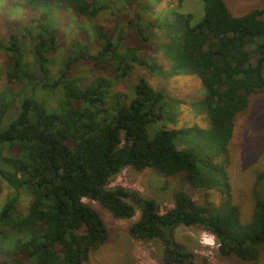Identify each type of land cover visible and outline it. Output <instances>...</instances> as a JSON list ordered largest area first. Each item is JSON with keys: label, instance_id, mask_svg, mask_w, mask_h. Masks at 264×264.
<instances>
[{"label": "trees", "instance_id": "16d2710c", "mask_svg": "<svg viewBox=\"0 0 264 264\" xmlns=\"http://www.w3.org/2000/svg\"><path fill=\"white\" fill-rule=\"evenodd\" d=\"M105 1L25 0L36 24H13L6 44L0 42L8 85L0 92V189L6 184L14 191L0 207L1 264L87 262L108 240L109 231L98 209L85 199L117 219L129 220L138 212L127 233L158 244L160 264L194 263V252L176 240L179 226L211 233L221 258L258 264L264 253V167L254 176L252 211L244 221L228 166L235 116L249 106L252 94L264 92V9L234 16L224 0H202L204 13L195 23L191 13L176 11L153 19L149 26L168 40L154 44L168 62L163 69L153 57L140 56L152 40L143 19L135 15L127 20L137 42L122 47L127 37L119 26L126 16ZM127 1L129 7L134 3ZM55 7L89 20L107 9L120 33L113 40L114 32L96 28L95 53L72 41L63 64L51 73L49 57L61 40L51 20ZM78 61L109 65L116 83L129 79L134 65L163 76L194 75L205 89L199 104L208 126L153 129L159 120L176 123L163 89L144 76L137 77L130 94L110 93L107 79L81 84L71 71ZM39 89L60 90V107L47 109L36 98ZM12 99L16 113L5 124ZM125 168L176 177L188 190H174L172 206L162 213L156 200L109 186ZM213 192L217 200L209 198ZM23 194L30 197L24 211L18 206Z\"/></svg>", "mask_w": 264, "mask_h": 264}, {"label": "rangeland", "instance_id": "374dc122", "mask_svg": "<svg viewBox=\"0 0 264 264\" xmlns=\"http://www.w3.org/2000/svg\"><path fill=\"white\" fill-rule=\"evenodd\" d=\"M229 11L234 16L242 15L252 9H264V0H224ZM121 16L125 15V20L119 28L124 29V46L135 45L137 40H133L132 34L126 27L127 20L137 15L143 19V24L148 25V31L152 35V40L147 48L141 50L140 56L153 57L163 69H168L169 65L165 56L154 44L167 39L165 34L156 27L149 26L151 21L156 18L161 20L170 17L173 11L180 13H191L192 21H199L204 13L202 0H183L181 4L178 0H134L129 7L127 0H106ZM25 0H0V42L6 44L9 34L13 32V24L35 25V18L30 19L28 10L24 7ZM141 3V5H140ZM122 18V17H120ZM113 15L109 10L101 11L96 19L87 18L77 19L70 11L62 7H55L51 14V20L58 29L61 40H58L56 50L50 55L49 67L51 73L55 74L63 61L67 48L72 41L79 42L82 49L89 53H95L99 49V41L95 37V29L101 28L109 33H113V40L117 38L120 30L114 27ZM126 24V25H125ZM114 28L115 31H114ZM121 49V48H120ZM26 60H31L28 53ZM7 61L4 49L0 48V92H5L8 88L4 67ZM72 76L76 77L81 84H87L96 79H107L111 82L110 93L123 92L130 94L132 85L139 76L149 79L156 89H163L169 98V105L175 109L176 114L172 117L176 120L175 124H168L164 120H159L153 125V129L165 126L188 127L197 125L201 128L208 126L207 113L199 104V100L205 95V89L200 79L194 75H167L163 76L158 72L146 71L143 66L134 65V69L129 79L116 83L112 78L109 65L98 67L91 62L78 61L73 64ZM37 100L47 109L55 110L60 106L62 100L61 91L42 89L37 90ZM13 108L10 109L5 124L8 119L16 113L15 100H11ZM230 164L228 166L229 177L231 180L234 201L240 206L242 219L248 220L252 211V187L256 173L264 167V92L251 95L249 106L239 112L234 119L233 137L229 144ZM109 186H123L136 190L144 197L156 200L160 212H165L172 206V193L178 188L188 190V187L176 177L161 176L151 169L135 171L132 168H125L120 173L111 178ZM14 191L6 184H2L0 189V207L5 200L13 195ZM195 200H199L197 193H192ZM210 199L217 200L216 192H213ZM30 197L23 194L20 197L18 206L22 211L27 207ZM91 202L100 212L109 231V238L97 250L93 251L84 264H160L158 244L144 242L131 238L127 233V226L131 220L138 217L136 215L129 220L117 219L106 209ZM176 240L191 249L196 255L193 264H249L241 262L234 257L221 258L217 254V243L214 236L196 227L179 226L175 233ZM205 238H214V243L206 244L202 241ZM5 257L0 253L1 261ZM258 264H264V253Z\"/></svg>", "mask_w": 264, "mask_h": 264}, {"label": "clouds", "instance_id": "9594fccd", "mask_svg": "<svg viewBox=\"0 0 264 264\" xmlns=\"http://www.w3.org/2000/svg\"><path fill=\"white\" fill-rule=\"evenodd\" d=\"M202 242L206 244H212L214 243V238H205Z\"/></svg>", "mask_w": 264, "mask_h": 264}]
</instances>
